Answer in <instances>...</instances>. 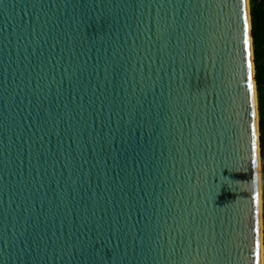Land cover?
I'll use <instances>...</instances> for the list:
<instances>
[{
  "label": "water",
  "instance_id": "obj_1",
  "mask_svg": "<svg viewBox=\"0 0 264 264\" xmlns=\"http://www.w3.org/2000/svg\"><path fill=\"white\" fill-rule=\"evenodd\" d=\"M259 159L247 0H0V264H261Z\"/></svg>",
  "mask_w": 264,
  "mask_h": 264
},
{
  "label": "trees",
  "instance_id": "obj_2",
  "mask_svg": "<svg viewBox=\"0 0 264 264\" xmlns=\"http://www.w3.org/2000/svg\"><path fill=\"white\" fill-rule=\"evenodd\" d=\"M251 35L253 40L254 70L259 102L260 158L264 172V0H250ZM264 194V177H263Z\"/></svg>",
  "mask_w": 264,
  "mask_h": 264
},
{
  "label": "rangeland",
  "instance_id": "obj_3",
  "mask_svg": "<svg viewBox=\"0 0 264 264\" xmlns=\"http://www.w3.org/2000/svg\"><path fill=\"white\" fill-rule=\"evenodd\" d=\"M248 3V10H250L251 4L250 0H247ZM256 105L257 109L259 107V102H258V93L256 89ZM259 113V110H258ZM258 124H259V119H258ZM258 137H259V126H258ZM259 152H260V142H259ZM259 183H260V230H261V264H264V194H263V177H264V172H263V164L261 161V158L259 159Z\"/></svg>",
  "mask_w": 264,
  "mask_h": 264
},
{
  "label": "snow or ice",
  "instance_id": "obj_4",
  "mask_svg": "<svg viewBox=\"0 0 264 264\" xmlns=\"http://www.w3.org/2000/svg\"><path fill=\"white\" fill-rule=\"evenodd\" d=\"M247 36H248V31H247V20L245 19V22H244V44H245V48L247 50V47H248V39H247ZM248 68H249V73H248V78H249V81L251 80V62L249 61L248 63ZM249 87V90L251 89V84L249 83L248 85ZM254 135V134H253ZM253 148H255V142L253 141Z\"/></svg>",
  "mask_w": 264,
  "mask_h": 264
}]
</instances>
